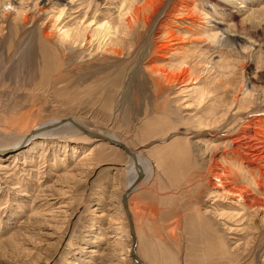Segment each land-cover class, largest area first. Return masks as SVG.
<instances>
[{"label":"rangeland","instance_id":"1","mask_svg":"<svg viewBox=\"0 0 264 264\" xmlns=\"http://www.w3.org/2000/svg\"><path fill=\"white\" fill-rule=\"evenodd\" d=\"M149 1L0 0V264H136L121 254L130 243L122 250L108 236L117 215L130 234L121 148L79 132L30 140L23 147L35 148L11 156L23 131L67 118L115 135L150 162L129 196L145 264H264V204L211 196L208 154L229 149L236 130L264 115V0ZM243 1L251 10L240 9ZM189 6L200 21L185 16ZM135 7L141 18L128 29L123 20ZM95 11L115 36L62 39L64 29L94 31L83 29ZM168 30L181 33L182 49L162 60ZM154 66L187 68L189 85L207 88L182 89ZM217 158L230 183L264 196L262 175L258 192L239 163Z\"/></svg>","mask_w":264,"mask_h":264},{"label":"bare ground","instance_id":"2","mask_svg":"<svg viewBox=\"0 0 264 264\" xmlns=\"http://www.w3.org/2000/svg\"><path fill=\"white\" fill-rule=\"evenodd\" d=\"M150 1L154 2V3L156 2V0L155 1L150 0ZM226 1L230 4L238 2V0H226ZM33 2L35 5L37 0H33ZM248 8H249V10H251L249 5H247V3H245V1L241 2L240 9L242 11L246 12ZM142 9H143L142 7H135L132 10L129 8V12H128V14L126 13L127 15L124 17L125 20H123V21H125L126 27L128 29L134 28L133 24L135 25L140 21V18H141L140 13H141ZM196 9H198V8H196ZM123 10H124V8L122 5L121 11H123ZM197 11L195 9H193V7H190V8H188V12H186L187 14L185 13V16L194 19L193 21H198L199 19L197 18V15H196ZM86 12H85V14H86ZM63 13H64V10L60 11L56 17L57 21L61 20L59 23H61L63 21V19H61V17L63 16ZM95 13H96V11L93 13V19L87 24L88 27L86 29H83L84 32L91 31V30L95 29L94 31L89 32V33L88 32L84 33L83 36H80L78 33L71 32L68 29L63 30V28L66 26V24H63V26H61V29H60V30H63L62 31L63 33L61 34L62 39L67 41V42H75V43L81 39V41H82L81 44H83L86 37L88 39H90L88 41V42H90L92 40L100 41L102 38H104V36L105 37L109 36V39H110V36L111 37L115 36L118 33V28L111 26V23L108 20L107 21L103 20L100 23L98 21L94 20ZM200 14H202V13H200ZM124 15H125V13H120L119 16H124ZM203 16L206 17L205 14ZM27 18L28 17L25 16V19H27ZM200 18H202V17H200ZM146 21H148V20H146ZM185 21H186V19H185ZM192 23H194V22H191V24ZM92 25L93 26L97 25V27L93 29ZM196 25L197 24H195V26ZM166 33H169V38H167V40L164 43H162L161 46L159 45L160 46V53L157 55V58H160L162 60L167 57V53L172 52L176 56L175 53L179 52V50L182 49V41L180 40V37L177 35V33H179V34H181V33L179 31L175 32L173 30H170L169 32H166ZM183 47H184V45H183ZM113 49L116 53L120 52L119 48L116 45H115V48H113ZM179 54H181V53H179ZM152 69H154L156 71V73L157 72L161 73L160 75H162L163 78H165V80L168 83L176 82V83H180V84H186L185 87L184 86L182 87V89H185V88L187 89V88H189V86H192L189 89L190 91L191 90L195 91V88H197L198 91L200 92V94H204V92L206 90L205 88H207V87H203L201 89L200 86H198V87L196 86L197 83L194 85H192V83H191V85H189L190 84L189 82L192 81V77H191V74L187 68H182L181 70L178 69V71H174V70L172 71V69L170 70V68H168L166 66H161V67L154 66ZM209 92L210 91H208L207 93H209ZM236 100L238 102L241 100H245V98L244 99L237 98ZM64 120L65 121L58 123L59 119H48V120L43 121L42 123L34 126L30 131H28L24 134H22L24 132L23 131L21 133L20 137L18 138V140L13 143L14 145L12 148H15L17 151H15V153L11 156L17 157L21 153L29 152L31 149L35 148L36 147L35 144H33V145L29 144V145L23 147V145L29 143L30 140H34V139L38 140V141L43 140L44 142L45 141H51V140L59 138V137L67 136L65 134H70L71 138H73L75 133H79V132L89 136L86 132H83L79 127L75 126L72 122L68 121L67 119H64ZM75 121H77V120H75ZM64 122H68L70 126ZM78 123L81 124L80 122H78ZM82 126L87 128V126H85L84 124ZM206 126H208V125H206ZM229 128H231V127H229ZM87 129L92 131L90 128H87ZM96 133H98V135H104V136H108V137L113 138V139L120 140V141L124 142L126 146H128L130 149H132L125 141L116 137L113 134H107L108 132H101V131L96 132ZM31 136L33 139L31 138ZM91 138L98 139L97 137H91ZM227 144L228 145H226V147H229V149H225L224 151H222V149H221L222 153L220 152L219 148L218 149L215 148V150L212 149L210 151V153H208L209 154V169L211 170L212 174L215 176V178H209V184L211 185V188H212L210 195L211 196H216V195L217 196H226V195L236 196L240 199H243L249 206H261V205H263L264 204V196H256V195L253 196L252 190L250 189L249 186H245V185L237 184V183L234 184V183L229 182L228 179L230 178L231 169L225 165H221L222 163L220 164L217 156L219 154L222 155L223 159L226 160L228 165H230L231 161L239 163L241 170H245L246 172L249 173V175H251V174L253 175L252 180H254L253 184L255 183V187H257L256 190L258 192H263V189H262L263 188L262 187L263 182H261V179H258V178H259V175L260 176L262 175L263 176L262 178L264 179V115L257 116V118L254 119V121H252V122L249 121L242 128V130L241 129L238 131L236 130V132L229 137ZM111 145H114V144H111ZM115 146H117V145H115ZM204 148L205 149H203V151L207 152L206 146ZM132 150L136 153V151L134 149H132ZM0 151H2V150H0ZM136 154H137V158L139 159V162L143 165L145 170L147 169V172H149L150 162L147 159H144L143 157H141L140 154H138V153H136ZM0 158H2L1 154H0ZM125 166H126V169H125L126 183L125 184H126V188H127L137 178L139 171L135 167V165L133 164L131 157L128 155H127V162H126ZM0 179H1V177H0ZM135 189H136V187H135ZM263 195H264V193H263ZM128 206H129V197H128ZM108 209H109V207H108ZM129 209H130V207H129ZM105 215H108V214L107 213L101 214V216H105ZM119 216L117 215L118 218L113 217L111 219L112 221L110 223V227H111L110 230H112V231L110 232V234L108 236L109 237L111 236L112 238H114L113 241L114 240L117 241L116 243L118 244V247L120 246L119 248L122 250H123V246L127 247L126 245H128V242L130 243L129 247L127 248L128 251L125 248L126 252L124 251V253L123 252L121 253L124 255L126 254V256H127L128 252L129 253L131 252V244H132L131 242L133 241V239L131 238V234L126 233L127 232L126 230H125L126 231L125 233L123 232L124 227L120 226L121 223L123 222V219H122V217H119ZM100 237L102 238V236H100ZM118 260L119 261H117L118 262L117 264H124V262L121 259H118Z\"/></svg>","mask_w":264,"mask_h":264},{"label":"water","instance_id":"3","mask_svg":"<svg viewBox=\"0 0 264 264\" xmlns=\"http://www.w3.org/2000/svg\"><path fill=\"white\" fill-rule=\"evenodd\" d=\"M67 120L72 122L75 126L79 127L83 132H86L90 137H97V138L102 137L104 140L109 141L111 144H114L120 147L128 156L131 157L133 164L138 169L139 173H138L137 178L126 188V190L124 191L122 195L121 202H122L123 209L126 213V217H127L128 224L130 227L131 238L133 239L130 255L135 260L136 264H144L143 260L140 259L137 254V238L135 234V228H134L132 215H131V212L128 206V197L130 193L135 189V187H137V185L145 178L146 176L145 168L139 162V159L137 158V154L132 149H130L128 146H126L124 142L117 140V139L110 138L108 136L98 135V133L88 130L87 128L79 124L77 121H75L73 118H67ZM63 121L65 120L61 119L58 121V123H61Z\"/></svg>","mask_w":264,"mask_h":264}]
</instances>
